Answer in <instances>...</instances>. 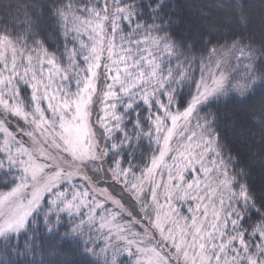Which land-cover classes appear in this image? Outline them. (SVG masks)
Masks as SVG:
<instances>
[{
  "label": "snow or ice",
  "instance_id": "1",
  "mask_svg": "<svg viewBox=\"0 0 264 264\" xmlns=\"http://www.w3.org/2000/svg\"><path fill=\"white\" fill-rule=\"evenodd\" d=\"M0 264H264V0H0Z\"/></svg>",
  "mask_w": 264,
  "mask_h": 264
},
{
  "label": "trees",
  "instance_id": "2",
  "mask_svg": "<svg viewBox=\"0 0 264 264\" xmlns=\"http://www.w3.org/2000/svg\"><path fill=\"white\" fill-rule=\"evenodd\" d=\"M187 11L186 9L185 12ZM259 101V95L247 100L230 96L220 105V112L225 117V126L222 129L225 141L239 149L242 154L247 152V148L245 147L243 137H238L236 133L245 128V112L249 110L251 106L258 104Z\"/></svg>",
  "mask_w": 264,
  "mask_h": 264
}]
</instances>
